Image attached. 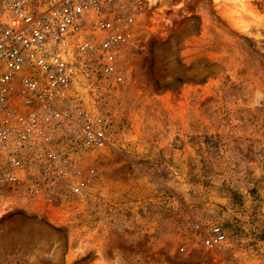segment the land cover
<instances>
[{
  "label": "rangeland",
  "instance_id": "rangeland-1",
  "mask_svg": "<svg viewBox=\"0 0 264 264\" xmlns=\"http://www.w3.org/2000/svg\"><path fill=\"white\" fill-rule=\"evenodd\" d=\"M140 7L91 96L108 145L75 192L0 188V264H264V0Z\"/></svg>",
  "mask_w": 264,
  "mask_h": 264
},
{
  "label": "built area",
  "instance_id": "built-area-1",
  "mask_svg": "<svg viewBox=\"0 0 264 264\" xmlns=\"http://www.w3.org/2000/svg\"><path fill=\"white\" fill-rule=\"evenodd\" d=\"M140 4L0 0V188L77 191L83 156L108 145L91 96L117 67L122 34L141 17ZM224 237L214 225L203 244Z\"/></svg>",
  "mask_w": 264,
  "mask_h": 264
},
{
  "label": "bare ground",
  "instance_id": "bare-ground-1",
  "mask_svg": "<svg viewBox=\"0 0 264 264\" xmlns=\"http://www.w3.org/2000/svg\"><path fill=\"white\" fill-rule=\"evenodd\" d=\"M160 1H162V2H163V1H165V0H160Z\"/></svg>",
  "mask_w": 264,
  "mask_h": 264
}]
</instances>
